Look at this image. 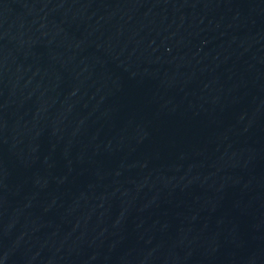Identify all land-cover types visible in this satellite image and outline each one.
I'll list each match as a JSON object with an SVG mask.
<instances>
[{
	"label": "water",
	"instance_id": "1",
	"mask_svg": "<svg viewBox=\"0 0 264 264\" xmlns=\"http://www.w3.org/2000/svg\"><path fill=\"white\" fill-rule=\"evenodd\" d=\"M0 264H264V0H0Z\"/></svg>",
	"mask_w": 264,
	"mask_h": 264
}]
</instances>
